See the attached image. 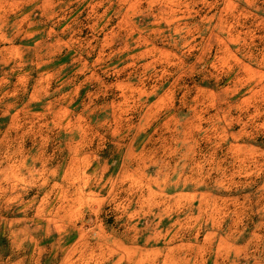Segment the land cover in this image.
I'll use <instances>...</instances> for the list:
<instances>
[{
	"label": "clouds",
	"instance_id": "1",
	"mask_svg": "<svg viewBox=\"0 0 264 264\" xmlns=\"http://www.w3.org/2000/svg\"><path fill=\"white\" fill-rule=\"evenodd\" d=\"M0 264H264V0H0Z\"/></svg>",
	"mask_w": 264,
	"mask_h": 264
},
{
	"label": "rangeland",
	"instance_id": "2",
	"mask_svg": "<svg viewBox=\"0 0 264 264\" xmlns=\"http://www.w3.org/2000/svg\"><path fill=\"white\" fill-rule=\"evenodd\" d=\"M72 54H66L62 57H59L51 67H49L48 71H55L57 68L60 67L61 64H68L71 59ZM68 75H71V72L68 73ZM14 82V81H13Z\"/></svg>",
	"mask_w": 264,
	"mask_h": 264
}]
</instances>
